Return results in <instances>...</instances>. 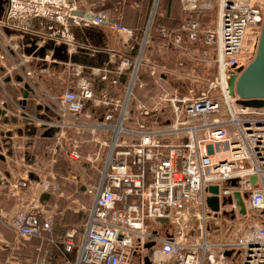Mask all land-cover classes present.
I'll return each instance as SVG.
<instances>
[{
	"label": "built area",
	"instance_id": "1",
	"mask_svg": "<svg viewBox=\"0 0 264 264\" xmlns=\"http://www.w3.org/2000/svg\"><path fill=\"white\" fill-rule=\"evenodd\" d=\"M56 1L61 5V0ZM157 1L153 0L142 38L134 28L112 20L103 11L94 12L92 19L80 17L84 25H105L122 36L138 39L136 54H120L117 63L99 69L98 83L81 77L75 87L55 97V115H49L54 110L41 101L37 110L41 105L46 115H20L32 124L42 123L40 128L55 127V162L56 156L66 151L69 159H84L91 164L98 177L85 183L92 204L86 209L80 232L64 224L57 230V216L61 214L57 206H41L33 199L28 210L14 217L16 238L1 243L0 264H41L39 259H29L25 251L8 250L32 239L61 247L69 254L65 264H146V257L150 264H232L236 253L242 258L233 264H264V108L246 105L229 90L232 76L243 67L247 27L259 26L264 11L254 0H218L217 26L203 31L199 19L192 15L201 5L197 0H183L187 16L177 32L160 27L163 36L179 50L174 66L188 72L182 84L192 81L195 87L200 86V63L215 62L218 72L213 79L206 78L208 91L197 93L190 88L184 92L166 88L161 80L167 72L149 64L145 55L159 14ZM66 4L63 0L62 5ZM69 8V16L77 21L74 12L78 7L72 4ZM37 25L55 31V0H5L0 5V86L3 89L21 76L22 82L15 78L21 85L17 88L21 99L26 82L34 91L31 97L37 94L28 80L33 76L27 65L29 59L41 57L47 39L55 41L53 33L40 36L37 30L43 28ZM29 33L34 41L24 45L33 51L23 50L24 56L19 59L23 48L20 39ZM41 40L43 43H39ZM88 47L80 44L78 49L87 51ZM5 55L12 58V66L3 63ZM145 65L153 83L140 99L137 92L145 87L140 80ZM171 70L174 73L175 69ZM0 108L6 112L8 102L0 100ZM0 136L11 141V132ZM8 141L0 143L2 151ZM92 144L93 150L84 154L83 149ZM27 161L24 157L22 163ZM31 173L26 171L22 177L6 182L9 194L20 197L29 192ZM37 179L40 195L63 197V184L55 182L54 173ZM72 179L78 184L76 176ZM232 180H237L236 186ZM211 185L219 187L217 194L209 190ZM236 191L244 199L247 216L261 213L246 226L242 238L213 240L209 223L219 216L207 200L218 196L220 210L228 204L230 209L224 213L233 215L239 213ZM228 198L233 202L224 203ZM190 217L200 222L196 237L185 232ZM149 221L155 224L153 229ZM165 225L169 226L162 234ZM150 243L153 246L149 248ZM228 251L232 252L230 256Z\"/></svg>",
	"mask_w": 264,
	"mask_h": 264
},
{
	"label": "crops",
	"instance_id": "2",
	"mask_svg": "<svg viewBox=\"0 0 264 264\" xmlns=\"http://www.w3.org/2000/svg\"><path fill=\"white\" fill-rule=\"evenodd\" d=\"M144 1L65 0L67 4L64 6L62 5L63 0H61V5L55 0V31L45 30L46 25H37V28H43V30H37L40 32V36L45 33H53L55 37L52 38L55 41L52 42L47 39L49 41L48 44H51V48H46L47 54H45L47 56L42 57L40 55V58H30L27 63L28 69L33 72V76L28 80L37 94L30 97L26 106H24L20 103L22 95L17 88L21 87V85L16 84V77H13V82L5 84L3 89L0 86V100L8 102V110L6 112L0 108V135L4 132H11L12 135L11 143L8 141V137L0 136V143L7 140L9 144H7L8 146L2 145L3 151L0 147V151H2V155L5 158H0V245L4 241H15V233L14 235L12 233H6V229L14 231V217L18 212L28 210L30 207L28 204L33 199H36V202H40L41 206H57L58 211L61 212L57 216V230H61V225L63 224L67 227L72 226L75 228L80 224L81 227L85 218L82 217L84 205H82L79 199L72 197L79 192L78 184L74 180H70V192H67V189L64 190L63 188V197L52 196L50 194L40 195L38 184L36 183L38 176L48 175L49 172L55 174V164H59L62 156H59L61 153L57 155V161L55 162V127L40 128L44 126L42 123L32 124L29 120H25L21 116L26 114L33 118L35 116L46 115L47 112L44 113V110H37L36 106L39 104V101L52 108L55 106V97L75 87L81 77H87L94 80L95 83H98L100 82L99 74L101 73L99 69L117 63L120 54L129 57L134 56L132 54L135 48L134 42H136V38L122 36L105 25H84L80 22L82 21L80 17L83 16H79L78 14H75L78 18L76 19L77 21H74L69 16L71 10L69 5L75 4L78 7L75 12L81 11L86 15L88 13L102 11L104 10L103 7H105L108 12L106 14L109 17L112 16L116 21L139 29L143 26V22H145L143 21L145 10ZM197 2L201 7L199 10L194 11L192 15L199 19L201 30L215 29L218 20L219 1L197 0ZM159 8V17H164V20L166 19L167 21L163 23L164 27L171 31L176 30L177 32L180 26L179 22L187 16L184 11V1L163 0L160 2ZM65 19H68L67 22L64 21ZM63 24L66 25L65 28ZM32 41L34 40L31 33L27 34L24 39H20L23 48H21L22 53H19L20 56H17L19 59L24 56L23 50L25 52L33 51V48L25 49L24 45ZM39 43H43V40ZM68 44L71 45L68 46ZM80 44L89 46L87 51L78 49ZM58 47L59 52H57L58 57H56L55 48ZM93 47H97L98 49L95 50ZM204 48L207 49L208 47L204 46ZM178 51V48L171 44L169 38L163 36L161 30H157V28L156 30H151L146 58L149 64L163 68L162 70L167 72L162 76L161 83L163 85H165V82H169L171 73H173L171 68L174 65L175 54ZM3 63L9 67L12 66L13 60L11 57L5 55ZM19 104L22 106H19ZM51 111H53V114L50 113L49 115H55V109L52 108ZM51 124L53 123H49L48 125ZM35 126L39 127L37 128L36 134L34 136L30 135L32 129L36 128ZM47 129H53L52 135L43 137L42 134ZM93 148V144L91 147L86 146L83 149V153H90ZM28 154L29 159L23 164L22 160ZM26 171L29 173L34 172L31 189L20 197L12 196L9 194L5 183L22 177V174ZM71 204L76 205V207L73 208ZM56 248V252L55 248L53 250L55 264H61V261H57L60 256H62V263L64 264L66 262L65 257L69 254H65L61 247ZM44 264H53V261Z\"/></svg>",
	"mask_w": 264,
	"mask_h": 264
},
{
	"label": "rangeland",
	"instance_id": "3",
	"mask_svg": "<svg viewBox=\"0 0 264 264\" xmlns=\"http://www.w3.org/2000/svg\"><path fill=\"white\" fill-rule=\"evenodd\" d=\"M149 1V9L148 14L146 17V24L142 27L144 30H147V26L149 25V18H150V11L152 7L153 0H147ZM160 2L161 0H158V9L160 10ZM255 4L259 5L261 9L264 11V0H254ZM160 12V11H159ZM159 14L154 19L153 24H156L157 30H160V25L162 26L163 23H166V19L164 20V17H159ZM158 18V20H157ZM183 21V20H182ZM181 21V22H182ZM181 22H179V25H181ZM152 23V22H151ZM152 27V25H151ZM262 29V23L255 27L248 25L244 40V49L241 54V64L243 67L247 66L255 57L257 46L259 42V37ZM144 35L141 36V38ZM147 45V44H146ZM145 45V47H146ZM145 55H147V47L145 48ZM175 60V59H174ZM200 63V62H199ZM202 79L198 81L200 86L195 87L196 82L189 81L186 86H183L184 80H186L187 73L186 70L183 68L172 66V69H175L174 73H171V77L169 79V82H165L166 88L168 89H179L181 91L187 92L188 89L192 88L197 93H201L202 91H208L209 86L206 78L213 79L215 75H218L217 67L215 66V62H204L203 64H198ZM194 69L196 68V65L193 63ZM163 68H160L162 70ZM179 69V70H176ZM190 70V67H189ZM199 77V75H198ZM140 80L142 83H144L145 87L143 89H139L137 94L139 95L140 99H143L144 96L147 94L146 87H152L153 80L150 77V69L148 65H145L142 68L141 74H140ZM213 92V91H212ZM59 156H62V159L59 160V164H55V182H59L63 184L64 190L67 192H70L69 186H70V180H73L72 177L76 176V178L79 180L78 187L79 192L72 197L79 199L82 203V205L85 206V210L82 213V217L84 218L86 215V209L92 204V198H90L85 193V183L88 181H93L97 179L98 172L96 169L91 168V164H89L84 159H80L79 161L71 160L68 158L67 152L63 151ZM101 166V165H100ZM73 208L76 207V205L71 204ZM230 209V205L226 204L222 206V210L216 211V215L219 216L217 219H213L210 221V230L212 231L211 234L214 236L213 240H217V238L222 237H235V238H242L243 231L245 230L246 226H248L251 223H254L256 220L255 215H259L261 211H255L254 214L251 216L241 215L240 213L235 212L232 214H225L224 211ZM67 210V209H66ZM69 212V211H68ZM68 214V213H67ZM71 215V213H69ZM213 215H215L212 212ZM211 214V215H212ZM151 223V229L155 227V224L152 223V221H149ZM187 225V228L185 229L186 234L189 237H196L200 233V222L196 217H190L189 220L185 222ZM77 227L78 231H81L82 226L80 227V224ZM169 225H165L164 228L161 230V233L164 234L166 227ZM172 228V226H170ZM6 233H12L14 235V231H11L9 229H6ZM55 252L57 250L55 244H50L47 240H41V239H32L28 243L20 242L17 243L15 247H12L8 249L9 251H22L26 252L29 259H39L40 263H47L50 261H53V264H55V257H54V250ZM241 256H239V253H236L235 259L231 261H239L241 260ZM62 256H60L57 261H61L62 263ZM65 264V262H64ZM235 264V263H234Z\"/></svg>",
	"mask_w": 264,
	"mask_h": 264
},
{
	"label": "water",
	"instance_id": "4",
	"mask_svg": "<svg viewBox=\"0 0 264 264\" xmlns=\"http://www.w3.org/2000/svg\"><path fill=\"white\" fill-rule=\"evenodd\" d=\"M3 4V1L0 0V5ZM74 14H78L79 16H85L88 19L93 18V13H88L87 15L84 14L81 11L74 12ZM66 47V46H65ZM46 48H51V44H47L46 47H44L40 55L42 57H45ZM56 57H58L57 52H59V47L55 48ZM46 53V54H45ZM17 82H22L23 78L21 76H18L16 78ZM7 81H10L8 78ZM24 91H23V99L21 100V104L26 106L28 102V98L31 97L30 93H34V91L31 89L30 85L26 82L24 84ZM230 94L234 95L235 93L244 99V103L246 105H249L254 108H264V18L262 22V29L259 37V42L257 46V51L255 54V57L253 60L245 67H241L238 69V73L234 74L230 81L229 86ZM38 109L41 110L42 106L39 105ZM37 132V128H33L30 132V135H35ZM53 132V129H47L42 136L48 137L51 136ZM27 154V153H26ZM2 158H4L3 155H1ZM27 160L29 159V154L26 155ZM5 159V158H4ZM30 177L33 178L34 174L31 173ZM256 177L252 178V182L255 183ZM232 185H237V180H232ZM209 190L217 194L219 187L217 185H211L209 187ZM247 197V194H245ZM234 197L237 203V206L239 207V213L241 215L247 214L246 204L244 202V199L239 191H236L234 193ZM208 205L213 211H219L220 210V203L218 196H210L208 198ZM226 202H233V198H228L224 201ZM162 222H166V220H161ZM153 243L147 244V247H152ZM231 251H228L226 254L228 256L231 255ZM146 264H150L149 257H146Z\"/></svg>",
	"mask_w": 264,
	"mask_h": 264
},
{
	"label": "trees",
	"instance_id": "5",
	"mask_svg": "<svg viewBox=\"0 0 264 264\" xmlns=\"http://www.w3.org/2000/svg\"><path fill=\"white\" fill-rule=\"evenodd\" d=\"M161 1H163V0H161ZM144 2H145V4H144L145 10H144V19H143V21H145V22H143V26H144V24H146V20H147L146 17H147V14L149 13L148 12V9H149V1L145 0ZM103 9L104 10H102V11L108 14V12L106 11V8L103 7ZM110 17H111L112 20L116 21V19H114L112 16H110ZM158 18H159V16H158ZM158 18H157V20H158ZM143 26H141L139 29H135L134 28L135 29V32L137 33L136 35L138 36V38H141V36L143 35V32H144V29L142 28ZM151 30H156V24H153V27H152ZM135 40H136V42H134L135 48L133 49V54L132 55H135V51L138 48V39H135ZM81 230H82V228H81Z\"/></svg>",
	"mask_w": 264,
	"mask_h": 264
},
{
	"label": "flooded vegetation",
	"instance_id": "6",
	"mask_svg": "<svg viewBox=\"0 0 264 264\" xmlns=\"http://www.w3.org/2000/svg\"><path fill=\"white\" fill-rule=\"evenodd\" d=\"M2 1H3V4H4V1H5V0H2ZM0 158H1V159H4V158H2L1 156H0Z\"/></svg>",
	"mask_w": 264,
	"mask_h": 264
}]
</instances>
